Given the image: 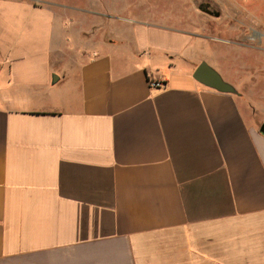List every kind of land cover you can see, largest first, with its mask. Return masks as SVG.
Returning <instances> with one entry per match:
<instances>
[{"label": "crops", "instance_id": "0c3cea01", "mask_svg": "<svg viewBox=\"0 0 264 264\" xmlns=\"http://www.w3.org/2000/svg\"><path fill=\"white\" fill-rule=\"evenodd\" d=\"M114 2L0 0V264H264L256 75Z\"/></svg>", "mask_w": 264, "mask_h": 264}, {"label": "rangeland", "instance_id": "374dc122", "mask_svg": "<svg viewBox=\"0 0 264 264\" xmlns=\"http://www.w3.org/2000/svg\"><path fill=\"white\" fill-rule=\"evenodd\" d=\"M114 4L118 8L114 14L117 21H121L120 16L179 27L189 19L202 25L209 32L208 36L218 38V43L229 45L228 58L224 57L217 64L223 63L226 70H238L240 75H256L254 79L252 75L240 83V87L235 85L253 94L251 100L255 106L258 107V103L261 106L258 116L264 118L262 92L257 93L258 90L264 91V0H115ZM204 4H209L210 9L220 13V16L217 18L206 14L205 23H201L191 11L194 6L198 12H202L199 8ZM218 43L214 41V44Z\"/></svg>", "mask_w": 264, "mask_h": 264}, {"label": "water", "instance_id": "95a60500", "mask_svg": "<svg viewBox=\"0 0 264 264\" xmlns=\"http://www.w3.org/2000/svg\"><path fill=\"white\" fill-rule=\"evenodd\" d=\"M199 9L207 15L217 18L220 16V13L210 9L209 4L201 5ZM194 79L202 85L221 93H237L236 88L226 82L222 76L206 62H202L196 68L194 72ZM260 132L264 135V124L261 125Z\"/></svg>", "mask_w": 264, "mask_h": 264}, {"label": "built area", "instance_id": "2783aa9c", "mask_svg": "<svg viewBox=\"0 0 264 264\" xmlns=\"http://www.w3.org/2000/svg\"><path fill=\"white\" fill-rule=\"evenodd\" d=\"M151 86L154 87V88H156V87H162L163 86V83L162 82H158V81L157 82H154L153 81L151 83Z\"/></svg>", "mask_w": 264, "mask_h": 264}]
</instances>
